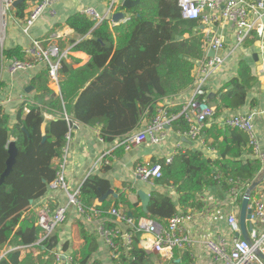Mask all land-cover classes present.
Returning a JSON list of instances; mask_svg holds the SVG:
<instances>
[{"label":"trees","instance_id":"1","mask_svg":"<svg viewBox=\"0 0 264 264\" xmlns=\"http://www.w3.org/2000/svg\"><path fill=\"white\" fill-rule=\"evenodd\" d=\"M26 7L25 1L18 5V16H24ZM120 7L127 9L131 18L114 26L107 20L96 25L79 12L67 19V24L82 36L74 48L86 52L90 59L78 67L63 61L60 94L43 85L28 103V110L24 106L20 108L13 126L11 116L0 106V179L7 168L10 142L16 141L18 147L13 169L0 185V249L8 244L14 248L0 264H60L62 261L56 250L59 232L46 236L31 200L46 196L57 178L71 127L67 117L84 125H102L103 140L115 141L140 128L145 118L151 119L159 101L194 88L197 60L205 55L201 19L185 18L179 0H141L131 8ZM4 54L10 58L25 57L20 48ZM43 71L41 78H47L48 71ZM256 81L252 67L242 61L237 74L217 95L211 97L206 88L197 96L215 107V114L202 135L208 133L213 138L212 145L220 158L213 159L198 149H187L179 151L171 163L166 159L156 160L154 163L161 164L162 177L150 178L154 189L148 213L126 193L112 198L115 202L108 198L101 202L100 198L111 188L110 181L91 175L78 196L86 212L100 211L107 229L117 225L110 210L122 205L136 219L148 216L167 224L181 210H201L205 206L201 195L208 189L219 187L226 193L233 187L246 189L263 167L252 152L251 158H242L248 135L237 128L208 127V124L225 110L241 109ZM180 111L181 106L168 109L170 117L176 115L172 126L183 133L190 123ZM46 112L55 118L48 121ZM160 187H171L180 196L178 202L172 192L162 191ZM76 210L84 243L73 251L67 264H104L95 258L100 247L97 231H88L81 220L86 215ZM115 243L117 250L111 247L112 253L117 254L113 257L115 264H158L154 255L140 245L139 233L134 236L130 249L122 237H116ZM34 250L39 251L38 256ZM180 257L183 259L176 262ZM192 260L188 251L176 249L174 258L162 264H188Z\"/></svg>","mask_w":264,"mask_h":264},{"label":"built area","instance_id":"2","mask_svg":"<svg viewBox=\"0 0 264 264\" xmlns=\"http://www.w3.org/2000/svg\"><path fill=\"white\" fill-rule=\"evenodd\" d=\"M62 0H36L32 6L29 15L24 20L22 32L29 35L32 27L39 19L47 14L57 17V4ZM15 0H0V20L3 25L6 23V15L11 7L14 6ZM115 2V1H114ZM113 2V3H114ZM112 3V7H113ZM182 7L183 16L185 18H200L203 26V44L205 55L197 60L194 70L196 81L193 93L190 99L181 101L180 114H184L190 123L189 129L183 133L187 139L197 141L201 138L203 130L207 122L212 119L215 114V107L206 99H198L199 94H203L208 87L210 80L217 73L226 61L223 52L225 51V27L232 24L235 29V37L237 45H242L246 38H249L255 27L252 16H262L264 13V0H179ZM112 7L107 12L100 10L94 5L84 6L79 13L84 14L93 20L96 25L109 21L111 25H118L130 20L131 15H125L119 20H115ZM215 51L214 56H209L210 51ZM25 54L24 58H9L6 63V71L15 75L22 72H30L37 69L47 70L49 74V82H53L56 86H60L63 61L67 59V51H62L57 44H46L44 39H34L29 45L22 48ZM5 56V55H4ZM169 105L158 104L156 114L141 129H137L131 133L124 135L116 140V145L124 148L126 151L140 145L146 141L153 144H160L167 138V128L171 125L172 120L176 117H170L168 113ZM70 131L67 134V146L64 153V160L60 164L56 180L50 185V191L60 189L68 195V203L60 205L56 209L43 207L39 214L38 224L45 231L46 236L55 232V230L66 222L69 216L70 207L74 206L81 214L86 215V219L96 222V231L105 239V242L117 250L115 243L116 237H122L125 246L130 249L134 236L140 234V245L148 252L155 251L163 256V259L171 260L174 258V252L179 249L182 252L188 251L193 260L188 264H196L192 247L195 244L194 237L188 232V224H196V220L205 218L207 223L216 220L225 221L229 236L222 234H210L204 241L203 246L212 260L217 264H264V194L263 188H259L256 197H252L256 191V187L251 191V198L248 208L252 209L251 222L252 228L248 229V237L241 234V226L239 214L241 208L238 207L239 202L242 204L244 195L254 184L253 181L248 184L247 188L236 189L233 187L229 193L231 194V204L224 210L216 209L209 213L206 205L201 210H184L179 211L171 217L167 224H163L148 216H141L138 219L127 213L124 207L112 208L110 213L115 218L117 225L114 228L107 229L101 212L91 209L87 213L84 206L79 201L78 196L81 192L79 185L75 190L70 191L65 178L64 168L67 160L69 143L72 139L73 126L78 122H71ZM222 125L225 127L237 128L248 135V147H250L252 155L259 159L264 168V147L259 139L257 132V124L253 113L242 111L229 112L221 118ZM100 134V133H99ZM100 138L103 140L101 134ZM104 141V140H103ZM182 149L178 144V149L172 155L166 157V162L171 163L175 155ZM108 164L105 161V154L98 158L96 165L101 166ZM261 169V170H262ZM135 175L145 180L150 178H161L162 167L159 163L144 162L135 167ZM244 189V190H243ZM85 218V216H84ZM249 226V225H248ZM211 224L209 228H211ZM215 230V226L213 227ZM150 235L151 238L147 236ZM113 257L117 254L112 253ZM58 257L61 259L60 254ZM183 259L178 258L179 262ZM71 257L67 259L70 263ZM178 262V263H179Z\"/></svg>","mask_w":264,"mask_h":264},{"label":"crops","instance_id":"3","mask_svg":"<svg viewBox=\"0 0 264 264\" xmlns=\"http://www.w3.org/2000/svg\"><path fill=\"white\" fill-rule=\"evenodd\" d=\"M16 1V0H15ZM36 0H25L27 7L23 10V17L18 16V3L9 10L6 15V23L3 25L0 20V106L11 116V126L17 122V115L22 106L24 110H28V103L33 99V96L41 89L43 85H48L57 94H60L61 86H56L53 82H49L47 78H41L44 71L37 69L30 72H22L12 75L6 71V63L10 58L5 52L8 50L20 48L29 45L34 39H44L46 44H57L62 51H67L68 62H73L75 67L86 64L90 55L86 52L76 50L74 46L81 41L80 36L76 31L67 24V19L74 13L87 5H94L100 10L107 12L113 3V16L119 12H125L128 15L127 9H122L123 0H62L57 6V17L51 14L43 15L39 21L32 27L29 35L22 32V25L24 20L29 15L32 6ZM9 17V19H8ZM252 20L256 23L255 29L249 38H246L242 45H237L235 37V29L232 24H227L225 27V63L212 77L207 87L208 93H213L211 97L217 95L220 90L225 87V84L230 81L238 71L240 63L247 61L252 67L253 73L257 77L255 86L250 91L248 101L237 111L253 113L257 124V132L259 139L264 147V13L262 16H252ZM8 29V31H7ZM203 31V26H202ZM204 34V33H203ZM205 50V49H204ZM74 58L77 59L74 61ZM33 86L30 91H27L29 86ZM193 88L187 89L177 95L166 97L159 103L169 105L170 109L179 107L181 101H186L191 98ZM225 110L224 113L214 121L211 120L208 127L216 125L219 128H226L222 125L221 118L229 113ZM235 112V111H234ZM46 119L49 121L55 116L51 113H45ZM147 119V118H145ZM150 119H147V122ZM73 122V120H72ZM71 125V124H70ZM145 123L140 128H143ZM46 123L43 124V131H45ZM102 125L89 126L82 123L73 126L72 139L69 143L67 160L65 163L64 174L68 183L70 191L75 190L80 184L85 182L91 175H99L110 181L111 188L114 189V194L108 196V199L115 202L114 199L119 198L121 193L128 194L132 201H139L142 206L141 199L138 195L139 189H144L151 193L154 189V184L150 180L135 175V167L144 162H155L156 160L166 159L169 155L175 153L178 149V144L181 145V150L198 149L205 155L213 159L220 158L218 150L212 145L214 140L208 133L201 136L197 141H191L183 136L179 130L174 126L169 125L167 128V138L160 144H153L146 141L140 145L133 147L126 151L124 148L116 145V140L104 141L100 138V131ZM180 150V151H181ZM105 154V161L109 163L97 166L98 158ZM242 158H251V149L248 145L242 148ZM253 183L258 184L256 191L253 193V198L259 195L257 192L259 188H263L264 194V168L257 174ZM162 191L174 193L171 187L159 188ZM177 202L180 196L174 193ZM257 194V195H256ZM201 197L204 200L205 207L211 213L216 209H225L231 204V194L229 192H222L219 187H213L206 190ZM111 198V199H110ZM68 203V195L60 189L49 190L47 195L34 201L32 209L40 211L41 208L47 206L51 209H56L60 205ZM96 204H100L96 201ZM239 202L238 207L241 208ZM122 207L125 208L124 205ZM79 214L76 207L72 206L69 209V216L65 223L59 226L55 232H59L60 243L56 247L58 254L61 256L60 264H67V259L71 257L74 250L79 249L83 243L82 233L78 226ZM81 220L85 224V228L90 232H95L96 222L90 220ZM211 224V228H209ZM215 226V230L213 227ZM188 232L194 237L195 244L192 247V252L195 257L196 264H217L207 253L203 246V241L212 233L222 234L224 237L229 236V231L225 221H220L218 224L216 220L207 223L205 218L196 220V224L187 225ZM99 238V250L95 253V258L104 261V264H115L111 247L105 242V239L97 232ZM151 238L150 235L147 236ZM67 249H64V246ZM21 248V247H20ZM18 249V248H15ZM14 248L8 244L0 249V260L7 257L10 251ZM154 255V261L162 264L163 256L155 251H148ZM34 255L38 256L39 251L34 250ZM24 257V253L22 256Z\"/></svg>","mask_w":264,"mask_h":264},{"label":"water","instance_id":"4","mask_svg":"<svg viewBox=\"0 0 264 264\" xmlns=\"http://www.w3.org/2000/svg\"><path fill=\"white\" fill-rule=\"evenodd\" d=\"M22 1H25V0H16L14 2V5H17L18 3L22 2ZM140 2H141V0H123L122 5L125 8H131V7L139 4ZM124 16H125V12H119V13L114 15V19L119 20V19L123 18ZM215 54H216L215 51L211 50L209 52V56H214ZM31 88H33L32 85L27 88V91H30ZM212 95H213V93H211V96ZM144 123H145V125L147 124V119H144ZM17 154H18V147H17L16 141H11L10 145H9V158L7 160V168L1 176L0 185L4 182L6 176H8L10 174V172L12 171L13 166L16 162ZM256 185L257 184L255 183L251 186V188L244 195L243 200H242L241 210H240V214H239V221H240V226H241V234L243 237H248V229L252 228V222H251L252 209L248 208V206H249V202H250V198H251V191H253L255 189ZM111 194H114V189H112V188H110L109 191L107 193H105L100 198V201L101 202L104 201ZM138 195H139L141 202H142L143 211L145 213H148L149 212V204L151 201V193H149L146 190L141 188L138 190ZM31 203H34V200H31ZM129 214L132 215L131 213H129ZM176 262H179V260H176Z\"/></svg>","mask_w":264,"mask_h":264},{"label":"rangeland","instance_id":"5","mask_svg":"<svg viewBox=\"0 0 264 264\" xmlns=\"http://www.w3.org/2000/svg\"><path fill=\"white\" fill-rule=\"evenodd\" d=\"M101 10H102V9H101ZM8 19H9V17H8ZM7 31H8V29H7ZM163 188H166V187H163ZM172 194H173V196L175 195L174 193H172ZM174 199H175V201H177L175 197H174Z\"/></svg>","mask_w":264,"mask_h":264}]
</instances>
